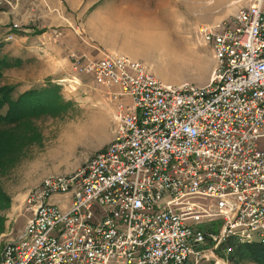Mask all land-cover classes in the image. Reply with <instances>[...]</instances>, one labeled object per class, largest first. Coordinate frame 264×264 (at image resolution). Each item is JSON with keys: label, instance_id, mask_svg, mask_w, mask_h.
I'll return each instance as SVG.
<instances>
[{"label": "built area", "instance_id": "2783aa9c", "mask_svg": "<svg viewBox=\"0 0 264 264\" xmlns=\"http://www.w3.org/2000/svg\"><path fill=\"white\" fill-rule=\"evenodd\" d=\"M197 35L215 61L202 86L124 55L76 56L115 90L113 139L28 192L0 264H228V240L264 244V0Z\"/></svg>", "mask_w": 264, "mask_h": 264}, {"label": "rangeland", "instance_id": "374dc122", "mask_svg": "<svg viewBox=\"0 0 264 264\" xmlns=\"http://www.w3.org/2000/svg\"><path fill=\"white\" fill-rule=\"evenodd\" d=\"M21 1L0 0V5L17 9V13L10 10L7 14L8 18L14 19L13 27L29 23L56 26L52 27L53 38L78 37L80 42L89 46V53L80 54L77 46L67 42L66 46H62V55L67 60L60 58L57 67L51 66L50 62L29 58L26 66H33L25 70V65L18 69V57L12 56L19 53V45L8 46L7 42H0V48L6 45L2 52L0 49V57L15 68L11 70V79H0V85L7 87L0 89V96L6 100L0 112H7V124H11L10 113L19 107V98L26 106L19 111L20 116L15 123L0 128V258L5 243L19 236L24 228L29 216L23 210L28 192L51 175H73L113 139L116 103L109 101V93L115 90L107 88L94 74L79 72L75 67L76 56L83 64L85 59L124 55L141 62L164 83L188 82L200 86L208 81L215 61L211 60V45L198 37L197 28L201 25L221 28L232 21L240 8L252 2L98 0L89 9H84L82 4L74 8L66 0H56V5L47 0H25L24 9L20 11L18 6ZM112 1L139 2L140 11L144 14L133 17L132 13L124 14L120 9L108 11L114 23L121 20L119 30L116 27L117 37H132L133 42L123 49L126 54L98 49L87 38L89 34L85 22L88 15L93 13V17L98 7ZM32 38L35 37L21 43L28 49L32 48L28 50L29 55H33L36 47L46 43L43 40L34 44L30 41ZM205 46L209 47L211 54ZM95 49L97 55L91 52ZM50 69L58 72L52 74ZM29 89H37L34 98L29 96ZM34 103H37L36 106H33ZM258 147L264 150V137L258 140ZM220 252L221 248L217 250L218 254ZM221 261L225 262V259L221 257ZM228 264L260 263L248 257L231 262L228 257Z\"/></svg>", "mask_w": 264, "mask_h": 264}, {"label": "crops", "instance_id": "0c3cea01", "mask_svg": "<svg viewBox=\"0 0 264 264\" xmlns=\"http://www.w3.org/2000/svg\"><path fill=\"white\" fill-rule=\"evenodd\" d=\"M10 1H12L13 3L17 2V0H10ZM24 1L25 0L21 1L20 5L18 6V9H21L20 11L24 9L23 8ZM47 1L50 2V4L52 5L57 4L56 0H47ZM66 1L68 2V4H71L74 8L80 7V5L82 4V7L84 9H89L91 5L94 4V2L98 0H66ZM158 1L159 0H157V2ZM0 6H1L0 7V42H4V41L7 42L8 46L12 44L19 45L18 46L19 53L16 55H12L15 58L18 57V59L16 60L18 61L17 63L18 69L24 68L26 64L29 63V58H34V59L37 58L38 60H41L40 62L42 61L47 62V63L50 62L51 66L57 67V65L59 64L58 60L60 58L62 59L64 58V56L62 55L64 54L62 46H66L67 42H71L75 46H77L78 52L80 54L85 55L87 54V52L89 53V46L86 45L85 43L80 42L78 37L66 38V37L57 36L53 38L54 34L52 33L53 32L52 27H56V26L51 27V25H46L43 23L41 25L37 24L35 26L29 23L30 25L29 24L25 26L20 25L16 28L13 27L14 19L12 20L11 17L8 18L7 14H10V10L12 12H15L17 9L12 10L10 6L8 5H0ZM100 7H98V10L96 9L95 11L96 13L94 12L95 15L93 17H92L93 13H90L88 15L87 21L85 22V25L87 27V31L89 34V37L87 38L89 39V41L94 43L93 45H95V47H97L98 49L116 51L118 53L126 54L125 52H123V49L127 45L133 42L132 37H117V33H118L117 28L119 30V26H120L119 21L121 20L119 19L118 21L114 23L113 19L110 18L111 15L108 11H111L112 9H120L121 13H124V14L129 13V15H131L132 13L133 17L141 16L144 14L143 12L140 11L139 2L138 3H131V2L116 3V1H112L107 4H102ZM122 24H123V21H122ZM29 37H35V38H32V40H30L34 44L38 41L43 42V40L46 42L40 48L36 47L35 48L36 50H34L33 55H29L28 50H32L30 46L28 47L31 49H28L27 47L22 46L21 44V43H25V41ZM4 47H6L5 44L1 45V48H0L1 52L2 50L5 49ZM21 47H23L24 49ZM205 47H207L208 51L210 52L209 47L208 46H205ZM91 52H93L94 55H97L96 49L92 50ZM64 59L67 60V57ZM211 60H213L212 55H211ZM31 66L33 65L32 64L27 65L25 67V70H28ZM14 69L15 68L10 67V65L4 67L2 69V75H1L2 78L0 79H3V80L11 79L10 77L11 70H14ZM50 70L52 71V74L58 72L53 69H50ZM212 71L213 70H211L208 81L210 80ZM208 81L202 83V85H205L206 83H208Z\"/></svg>", "mask_w": 264, "mask_h": 264}, {"label": "trees", "instance_id": "16d2710c", "mask_svg": "<svg viewBox=\"0 0 264 264\" xmlns=\"http://www.w3.org/2000/svg\"><path fill=\"white\" fill-rule=\"evenodd\" d=\"M6 66H9L5 60L0 57V78L2 75V69ZM7 88L5 86H1L0 85V89L1 88ZM30 95L32 96V98H34L33 95H37V89H29ZM6 100L3 99L0 96V107L5 105ZM18 103H20L19 107H15V109L12 111V113H10V117L12 118L11 122L15 123L16 120L18 119V117L20 116V110L25 106L24 104V100L19 98ZM37 103H34L33 106H36ZM26 109V108H24ZM10 110V109H9ZM17 111V112H16ZM7 112L5 114H2L0 112V128H3V126H10L11 124H7ZM6 118V119H5ZM15 121V122H14ZM228 243L233 244V251L231 253H229V260L232 262L233 260H237L239 258H244V257H248L249 259L258 262L260 264H264V244L257 242V241H249V242H238V241H233V239L228 240Z\"/></svg>", "mask_w": 264, "mask_h": 264}]
</instances>
